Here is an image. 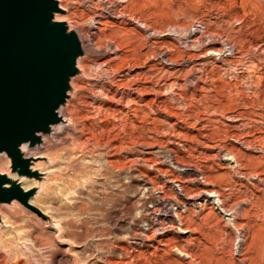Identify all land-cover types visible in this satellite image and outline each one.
<instances>
[{
  "label": "rangeland",
  "instance_id": "rangeland-1",
  "mask_svg": "<svg viewBox=\"0 0 264 264\" xmlns=\"http://www.w3.org/2000/svg\"><path fill=\"white\" fill-rule=\"evenodd\" d=\"M56 1L58 21L81 38V73L70 81L68 122L60 126L66 134L46 138L48 150L44 142L30 148L39 179L22 186L35 189L31 208L0 204V264H264V0H132L126 15L141 18L149 32L127 16L117 22L118 0ZM114 52L125 58L118 72ZM160 54L185 60L164 64ZM150 68L152 91L128 104L137 117L101 94L114 82L147 87L142 76ZM101 106L110 119L96 115ZM185 165L199 169L198 183L188 182ZM0 173L9 174L3 154ZM173 180L198 199L187 203V232L172 235L183 254L132 252L143 196ZM211 189L241 211V246L216 197H198Z\"/></svg>",
  "mask_w": 264,
  "mask_h": 264
},
{
  "label": "water",
  "instance_id": "water-1",
  "mask_svg": "<svg viewBox=\"0 0 264 264\" xmlns=\"http://www.w3.org/2000/svg\"><path fill=\"white\" fill-rule=\"evenodd\" d=\"M55 0H0V155L9 161V175L0 173V204L15 201L31 208L37 181L35 158L27 149L65 120L58 110L65 104L70 81L80 70V41L65 22ZM50 17V19H46Z\"/></svg>",
  "mask_w": 264,
  "mask_h": 264
},
{
  "label": "bare ground",
  "instance_id": "bare-ground-1",
  "mask_svg": "<svg viewBox=\"0 0 264 264\" xmlns=\"http://www.w3.org/2000/svg\"><path fill=\"white\" fill-rule=\"evenodd\" d=\"M56 1V0H55ZM62 1V0H61ZM107 1V0H105ZM115 1V0H114ZM136 1V0H135ZM118 2L122 3V5L120 6L121 8L119 10H117L114 15L116 14V19L118 20L117 22L121 23V22H124L123 20L125 19V16L126 13H125V9L128 8L127 5L130 4L131 2H133L132 0H118ZM116 2V3H118ZM107 3V2H105ZM104 3V4H105ZM139 3V2H138ZM109 4V3H108ZM111 1H110V5H111ZM102 5V4H101ZM113 5V4H112ZM116 4L114 3V6ZM232 5L234 6L235 5V0H232ZM112 7V6H111ZM58 8L63 11L60 7V5L58 6ZM104 8V7H103ZM134 8V7H133ZM105 9V8H104ZM135 9V8H134ZM102 10V9H101ZM112 11V10H111ZM106 12V11H105ZM134 12V11H133ZM113 14V13H112ZM134 14V13H133ZM57 15V14H56ZM55 15V20H59L57 18V16ZM135 15V14H134ZM109 16V14H108ZM60 17V16H59ZM98 17V15H97ZM100 17V15H99ZM129 17V19L134 23V24H140L141 25V28L142 30L146 31V32H149L148 30H150L151 28L147 25H145L144 21H140L137 18H134L133 16H127ZM115 19V18H113ZM128 19V18H126ZM112 20V19H111ZM97 23V22H96ZM126 24V23H124ZM139 25V26H140ZM151 26V25H150ZM154 29V28H153ZM151 29V30H153ZM166 29V28H165ZM98 30V28H97ZM154 31V30H153ZM172 32V31H171ZM161 33V31H160ZM77 34V33H76ZM80 34V33H79ZM84 34V33H83ZM150 36L151 34L153 33H149ZM167 34V33H166ZM86 35V33H85ZM115 35V34H114ZM187 35V34H186ZM84 36V35H83ZM77 37L80 41V44H81V38H79L78 34H77ZM85 37V36H84ZM87 38H89L88 36H86ZM83 38V37H82ZM141 38V37H140ZM144 38V37H143ZM112 39V38H111ZM116 39V38H115ZM132 39V38H131ZM179 39V38H178ZM85 40V39H84ZM110 39L108 38V41ZM107 41V40H106ZM114 41V39H113ZM85 42V41H84ZM91 42V41H90ZM93 42V41H92ZM110 42V41H109ZM112 42V41H111ZM110 42V43H111ZM115 42V41H114ZM132 42V41H131ZM147 42V41H146ZM145 43V41H144ZM107 44V43H106ZM128 44V43H127ZM148 44V42H147ZM153 44V43H152ZM208 44V43H207ZM84 45V44H83ZM87 45V48H88V44ZM85 45V46H86ZM205 45V44H204ZM90 46V45H89ZM95 46V45H94ZM116 48L117 50H121V43H116ZM129 46V45H128ZM130 47V46H129ZM96 48V47H95ZM115 48V49H116ZM126 48V47H125ZM128 48V47H127ZM126 48V49H127ZM131 48V47H130ZM231 48V47H230ZM81 49H82V45H81ZM105 49H106V45H105ZM108 49V48H107ZM125 49V50H126ZM197 49V48H196ZM97 50V48H96ZM83 51V49H82ZM90 51V49H89ZM87 52V50H86ZM217 54H221V50H217L216 51ZM123 53V51H122ZM212 53H215V51H212ZM128 54V53H127ZM132 55V54H131ZM229 55V54H228ZM164 55L160 54L159 57H160V60H163L162 63L166 64V62L170 65H172L173 63L176 65L177 63H179L180 61L182 60H185L183 59H180V61H174L172 59H168L167 58H164L163 57ZM214 56V55H213ZM114 57H116L118 60H119V65H116L114 68V71H119L124 64L125 62V58L122 57L121 54H118V53H115L114 52ZM158 57V56H157ZM115 58V59H116ZM164 58V59H163ZM114 59V58H113ZM127 59V58H126ZM187 59V58H186ZM112 60V59H111ZM190 60V59H189ZM85 61V60H84ZM147 61V60H146ZM187 61V60H186ZM191 61V60H190ZM111 62V61H110ZM184 63V62H183ZM79 60L77 61V68L79 65ZM86 64V63H85ZM111 64V63H110ZM129 65V64H128ZM127 65V66H128ZM143 65V63H142ZM179 65V64H177ZM181 65V64H180ZM201 65V64H200ZM133 66V65H132ZM132 66H130L132 68ZM86 67V66H85ZM129 67V66H128ZM130 67L128 69H130ZM143 67V66H142ZM127 68V67H125ZM87 69V67H86ZM127 69V70H128ZM108 70V69H107ZM130 71V70H129ZM152 71L153 69L150 68L148 71L144 72V75L142 76V78L149 84L147 85V87H143V86H140V87H131L130 84H128L129 81H125L126 83L124 84H116L115 82L112 83V86L114 87V90L112 88H105L102 86L101 90H102V95L104 97H106L108 100H115L116 98V103L119 104L120 101H122L123 103H125L127 106H123V108H126L127 110V113H132V116L134 117H137V113H138V109L135 108V109H132L131 106H129V102L131 101H134L135 100V97L132 98L131 96L132 95H136L137 96V100L138 102L144 100V95L149 93L150 91H152V88L153 85H154V82H153V75H152ZM186 72V71H185ZM188 72V71H187ZM112 73V72H111ZM165 74V73H164ZM132 77L135 78V81L137 80V82L139 81V77L141 76V73H135L134 75H131ZM167 76V75H165ZM182 76V75H181ZM164 78V77H163ZM199 79V78H198ZM76 81V80H75ZM79 81V80H78ZM134 81V79H133ZM73 82V81H71ZM184 82V81H183ZM111 83V82H110ZM144 83V82H143ZM146 83V84H147ZM70 84V83H69ZM73 84V83H72ZM76 86V82L75 84H73V86ZM136 85V84H135ZM156 86V85H155ZM77 87V86H76ZM80 87V86H79ZM71 88V87H70ZM170 89V88H169ZM168 89V90H169ZM122 90L121 93H119V97H117V93ZM148 90V92H146ZM72 91V90H71ZM106 93H109L111 94V96H107ZM69 94V92H68ZM77 94V93H76ZM144 94V95H143ZM72 95V94H70ZM147 96V95H146ZM132 98L129 100V98ZM107 100V101H108ZM68 100L66 99L65 102H67ZM69 102V101H68ZM103 102V101H102ZM109 102V101H108ZM66 104V103H65ZM65 104L60 107V109L58 110V115L59 117L63 118L65 121L68 122V119L65 117L64 115V111H65ZM116 104V105H117ZM122 104V103H121ZM147 104V103H146ZM150 104V103H149ZM69 103L66 105L68 106ZM104 105V102L103 104ZM124 105V104H123ZM148 107H151L148 106ZM153 107V105H152ZM69 109V108H68ZM67 109V110H68ZM75 110V109H74ZM125 110V109H124ZM152 110V109H151ZM166 110V108H165ZM144 111V110H143ZM150 111V110H149ZM125 112V111H124ZM166 112V116L168 117L169 115V112L168 110L165 111ZM125 113V115L127 114ZM205 113V112H204ZM229 113V112H228ZM69 114V113H68ZM72 114V113H71ZM155 114V113H154ZM96 115L99 117V116H102V117H105V120L106 119H110V117L108 118L107 116V110L106 109H102V106L97 110V113ZM128 115V114H127ZM126 115V116H127ZM112 116V114H111ZM123 116V115H122ZM71 117V116H70ZM96 118V117H95ZM169 118V117H168ZM103 119V118H102ZM85 120V119H84ZM130 122V121H129ZM70 123V122H69ZM119 123V122H118ZM125 125V124H123ZM60 126H62L61 123L53 126L51 128V132L49 135H46V136H42L41 137V143L44 142V149L45 150H48L50 147H51V144L53 143H50L46 140V138L50 137L52 134L55 135V133H57L60 129L62 130V133L63 134H66L67 132V129L64 128L62 129ZM64 126V125H63ZM68 126V125H67ZM85 126V125H84ZM103 127V126H102ZM149 132H151L150 130H148ZM83 133V132H82ZM148 133V132H147ZM153 133V132H152ZM59 136V135H58ZM57 137V136H56ZM64 137V136H63ZM63 137H61L60 139H63ZM53 139V138H52ZM49 140V139H48ZM54 140V139H53ZM56 140V139H55ZM110 142V141H109ZM252 142V141H251ZM208 147V146H207ZM221 149V148H220ZM33 150H30V149H27L25 146H22L21 147V152L25 155V156H34V154L32 153ZM172 153V152H171ZM37 154V153H36ZM174 164V163H173ZM179 164V163H177ZM178 167V166H177ZM183 168L182 169V172L184 174H186L188 177H190V180H188V182L190 183H198V178H197V175H198V172H199V169L196 168L195 166L194 167H191V166H181ZM180 168V166H179ZM8 176H10L9 174H7ZM148 181V180H147ZM27 181H24L23 184H25ZM172 182V187H169L168 189L165 190L164 187H158V188H154L155 190V194L157 195H154V196H146L144 195L143 196V199L144 201L142 202V206H141V210L136 213V218L133 219V225H134V229L133 231L131 232V234H129V239H130V249L132 250V252H137L140 253V250L142 248H146V247H150L152 248L154 251H159L160 250H164L165 248H171V249H174L176 251H178L179 253H182V250L175 244L173 243V237L172 235L174 234H177V233H185L187 232V230L184 228V221L185 219L187 218V212H188V209L186 208L187 206V203L191 202L193 203L195 206L198 204L196 201L198 200L195 195H192L191 193V190L190 188H188L187 186H183L181 185L179 182H176L175 180L171 181ZM185 182V181H184ZM179 183V184H178ZM22 184V185H23ZM152 185V184H151ZM201 194H207V197H216V201H217V208L219 210H221L225 215L227 216H230L231 219L230 221H228L227 223L230 224L233 229L236 230V235H237V238H241L242 240H240V243H238L239 245L238 246H241V244L243 243V238H242V235L240 233V230L241 228H239L237 225H236V220L238 219V216L239 214H241L240 210L238 209V206H230L226 203L225 201V198H224V194L221 193L219 190H216V189H211L210 191H205V190H201L200 193H198V197L201 195ZM197 195V194H196ZM196 202V203H195ZM35 208V207H34ZM180 208H183L182 211H180L179 209ZM246 228V227H245ZM237 240V239H236ZM235 244V243H234ZM129 246V245H128ZM237 247V245H236ZM239 248V247H237ZM233 250V249H232ZM11 252V251H10ZM9 252V253H10ZM130 252V251H129ZM234 252H236V249H234ZM17 252H12V254L10 253L11 256H15ZM19 253V252H18ZM17 253V254H18ZM233 253V252H232ZM242 253V249L240 248L236 254H238L239 256L241 255ZM22 254V253H20ZM128 255V257H131V259L134 260V255H129L128 253H126ZM186 255V254H185ZM234 256V254H233ZM238 256V257H239ZM136 257V256H135ZM190 258V257H189ZM246 258V257H245ZM14 259V258H13Z\"/></svg>",
  "mask_w": 264,
  "mask_h": 264
},
{
  "label": "snow or ice",
  "instance_id": "snow-or-ice-1",
  "mask_svg": "<svg viewBox=\"0 0 264 264\" xmlns=\"http://www.w3.org/2000/svg\"><path fill=\"white\" fill-rule=\"evenodd\" d=\"M46 19H50V17H46Z\"/></svg>",
  "mask_w": 264,
  "mask_h": 264
}]
</instances>
